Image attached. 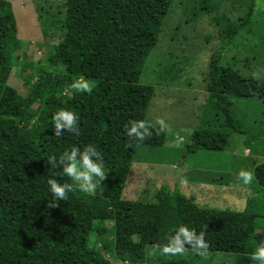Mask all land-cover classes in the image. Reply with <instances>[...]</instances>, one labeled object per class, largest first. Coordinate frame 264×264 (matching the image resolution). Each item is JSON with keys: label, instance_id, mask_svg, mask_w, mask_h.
<instances>
[{"label": "trees", "instance_id": "1", "mask_svg": "<svg viewBox=\"0 0 264 264\" xmlns=\"http://www.w3.org/2000/svg\"><path fill=\"white\" fill-rule=\"evenodd\" d=\"M172 4L173 0H66L64 12L39 7L43 34L54 31L58 42L47 65L37 69L27 97L20 100L8 80L21 40L11 1L0 0V264H107L102 254L111 248L142 259L147 246L175 248L173 238L184 226L203 233L208 245L198 249L193 241L184 249L234 254L236 264H254L251 254L264 240V206L257 197L247 201L243 212L203 208L167 187L156 193L155 203L122 198L137 148H161L167 141L166 127L162 131V126L146 122L155 88L141 85L139 79ZM254 12L251 0L237 23L220 20V42L229 45L251 27ZM81 77L91 84V94L72 89L70 96L64 95ZM206 94V105L234 134L246 137L251 152L264 157V139L238 125L232 101H264V80L244 77L224 65L221 47L209 62ZM61 108L79 115L78 136H55L52 116ZM129 120L145 122L148 135L142 142L129 141L124 134ZM228 141L226 133L197 128L188 148L223 152ZM85 144L97 146L109 176L95 195L74 188L65 200L54 202L46 183L52 175L47 157ZM55 171L63 182L66 178ZM252 173L264 193V161L253 164ZM107 221L113 222L110 232L101 225ZM92 232L102 248H89Z\"/></svg>", "mask_w": 264, "mask_h": 264}, {"label": "rangeland", "instance_id": "2", "mask_svg": "<svg viewBox=\"0 0 264 264\" xmlns=\"http://www.w3.org/2000/svg\"><path fill=\"white\" fill-rule=\"evenodd\" d=\"M10 1L21 49L12 58L8 85L16 90L18 99L23 100L37 78V69L47 65L52 48L58 42L54 31L49 30L48 36L43 34L37 10L44 7L49 13L64 12L66 0ZM253 1L255 12L251 27L231 44L223 45L219 38L220 20L237 23L246 15L251 0H173L159 42L148 56L139 79L141 85L155 88L146 122L161 126L157 119L163 120L167 141L161 148H137L125 185L124 200L155 203L156 193L167 187L203 208L243 212L247 201L254 197L264 206V193L255 179L245 185L239 175L241 171L252 172L253 164L263 162L264 157L251 152L246 137L234 134L206 105L209 62L212 54L221 47L224 65L244 77L264 80V0ZM165 67L168 74L164 73ZM72 89L66 90L64 95L70 96ZM232 101L238 125L248 134L264 139V101H237L234 97ZM197 128L228 134L226 149L223 152H190L188 147ZM101 225L109 232L113 230L111 221ZM107 237L113 241L111 236ZM95 247L102 248L103 245L98 241L97 233L92 232L89 248ZM164 248L147 246L142 259L131 252L117 253L111 248L112 251L103 252L102 258L107 264H160L177 260L193 264H236L237 259L234 254L191 249L165 253Z\"/></svg>", "mask_w": 264, "mask_h": 264}, {"label": "clouds", "instance_id": "3", "mask_svg": "<svg viewBox=\"0 0 264 264\" xmlns=\"http://www.w3.org/2000/svg\"><path fill=\"white\" fill-rule=\"evenodd\" d=\"M72 88L86 94H91L92 92L91 84L83 77L75 81L72 84ZM52 121L53 131L57 137L65 132L76 136L80 134V117L73 111L61 108L52 116ZM157 123L162 126L161 130L163 131L165 128L164 121L157 119ZM124 134L129 141L142 142L145 136L148 135V131L144 121L129 120L124 126ZM46 165L52 173L46 183L54 202L65 200L67 194L71 193L74 188L81 192L95 195L101 181L106 178L103 157L94 144H85L83 147L73 145L59 154L49 155ZM56 169L60 170L58 173L60 177L66 178L63 182L56 178ZM239 175L245 185L249 184L254 178L253 173L248 171H241ZM181 236L184 238L183 240L180 239ZM173 240L176 247H165L163 249L165 253L172 252L175 254L183 252V245L185 243L191 244L193 241H195V247L198 249L206 250L208 247L203 233L197 235L195 231L190 230L186 226L178 229L177 236ZM251 260L254 264L255 262L264 264V240L258 242L255 251L251 254Z\"/></svg>", "mask_w": 264, "mask_h": 264}]
</instances>
